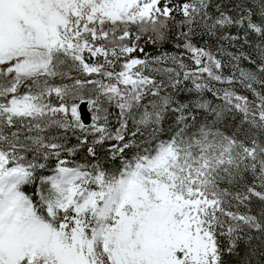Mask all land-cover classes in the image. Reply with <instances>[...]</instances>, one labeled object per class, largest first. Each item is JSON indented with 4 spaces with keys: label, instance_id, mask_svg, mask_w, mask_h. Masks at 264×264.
I'll return each instance as SVG.
<instances>
[{
    "label": "snow or ice",
    "instance_id": "obj_1",
    "mask_svg": "<svg viewBox=\"0 0 264 264\" xmlns=\"http://www.w3.org/2000/svg\"><path fill=\"white\" fill-rule=\"evenodd\" d=\"M0 264H264V0H0Z\"/></svg>",
    "mask_w": 264,
    "mask_h": 264
},
{
    "label": "trees",
    "instance_id": "obj_2",
    "mask_svg": "<svg viewBox=\"0 0 264 264\" xmlns=\"http://www.w3.org/2000/svg\"><path fill=\"white\" fill-rule=\"evenodd\" d=\"M165 47H170L169 45H165ZM150 53L153 52V49L151 48V46L148 47L147 49Z\"/></svg>",
    "mask_w": 264,
    "mask_h": 264
}]
</instances>
